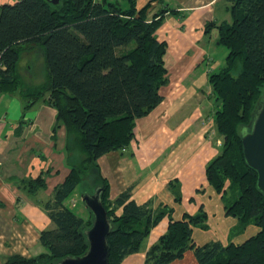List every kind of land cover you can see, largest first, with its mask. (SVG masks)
Returning a JSON list of instances; mask_svg holds the SVG:
<instances>
[{
	"label": "trees",
	"instance_id": "1",
	"mask_svg": "<svg viewBox=\"0 0 264 264\" xmlns=\"http://www.w3.org/2000/svg\"><path fill=\"white\" fill-rule=\"evenodd\" d=\"M152 1L162 0H148L142 8H136L135 0H17L0 5V92L17 93L25 109L45 100L56 110L54 130L65 127L69 165L63 182L41 202L52 224L39 233L44 251L34 257L14 254L4 264H56L86 251L85 230L92 214L88 211L87 220L66 203L78 185H85L80 194L102 188V205L111 222L108 264H120L138 252L167 213V229L145 252L143 264H173L187 250L196 264H264V193L256 186L255 171L245 163L241 143V130L249 125L264 90V0H225L232 21L217 29L219 44L228 53L224 66L209 75L223 143L205 169L208 183L221 194L225 214L238 220L235 232L250 223L258 231L242 242L197 244L193 227L208 228L202 209L175 220L167 207L136 203L129 190L108 199L109 184L97 158L126 147L135 119L162 101L166 44L155 32L167 10L149 19ZM25 54L42 56L43 82L29 84L20 78L18 63ZM44 184L37 177L18 185L33 196ZM175 193L179 200L177 188Z\"/></svg>",
	"mask_w": 264,
	"mask_h": 264
},
{
	"label": "crops",
	"instance_id": "2",
	"mask_svg": "<svg viewBox=\"0 0 264 264\" xmlns=\"http://www.w3.org/2000/svg\"><path fill=\"white\" fill-rule=\"evenodd\" d=\"M14 1L0 0V5ZM147 2L135 0V6L142 8ZM228 6L225 0L150 2L149 19L159 10H167L155 32L156 38L166 44V83L159 89L162 101L146 116L135 119L133 137L126 147L96 160L109 184V200L129 190L130 199L136 203L152 209L167 207L175 220L202 209L208 228L193 229L210 232L209 241L224 245L229 240L240 242L248 226L235 232L238 220L225 214L221 194L215 192L205 175L223 143L216 129L209 75L225 64L227 54L219 52L223 45L218 41L217 26L231 23ZM211 23L214 25L207 28ZM17 71L24 83L45 80L40 54L22 55ZM55 118L56 110L45 100L25 109V101L17 93L0 92V264L14 254L34 257L44 251L39 233L52 224L41 202L52 196L69 173L65 127L54 130ZM37 177L44 180V187L29 196L19 187V181ZM73 195L66 203L75 209L77 195ZM168 221L167 213L151 229L141 249L120 264H143L145 252L165 233ZM173 264H196V260L187 250Z\"/></svg>",
	"mask_w": 264,
	"mask_h": 264
},
{
	"label": "water",
	"instance_id": "3",
	"mask_svg": "<svg viewBox=\"0 0 264 264\" xmlns=\"http://www.w3.org/2000/svg\"><path fill=\"white\" fill-rule=\"evenodd\" d=\"M50 1L57 4L59 0ZM241 143L245 163L255 171L256 186L264 193V90L249 125L241 130ZM101 193L102 188H96L93 193L80 194L83 205L92 214L91 226L85 230L86 251L78 256H66L56 264H108L107 237L111 232V222L102 205Z\"/></svg>",
	"mask_w": 264,
	"mask_h": 264
},
{
	"label": "rangeland",
	"instance_id": "4",
	"mask_svg": "<svg viewBox=\"0 0 264 264\" xmlns=\"http://www.w3.org/2000/svg\"><path fill=\"white\" fill-rule=\"evenodd\" d=\"M222 50H224V53L227 54V52H228L227 49L225 47H223V46H220L219 52H221ZM226 54H224L223 57H225ZM223 61L224 60H222V63H223ZM228 185H229V181H226L225 187L227 188ZM84 188H85V185H82L81 186V189H80V185H78L77 188H76V190H75V194L77 195L76 198L74 197L75 194L73 195V197L76 200V207H75V209L77 210V213L79 215H81L82 217H84L87 220H90L89 212L85 208V206L83 205V202L81 201V197H80V192L83 191V190H85ZM227 196H228V194H227ZM79 209H81V210L79 211ZM248 226H247V229L244 231V235L240 236V238L238 239L240 242L242 240H244L246 237L251 236V232L252 231H253V233H255V231L257 229V227L255 225H253L252 223L248 224ZM253 233H252V235H253ZM210 234H211L210 232H204V231H202L200 229L194 228L193 229V235L192 236H193V239L197 242V244L198 243L201 244V243H205L206 241H209V239L211 238Z\"/></svg>",
	"mask_w": 264,
	"mask_h": 264
}]
</instances>
